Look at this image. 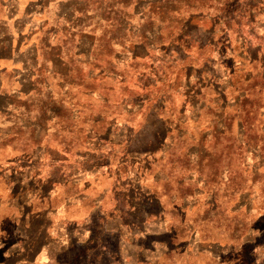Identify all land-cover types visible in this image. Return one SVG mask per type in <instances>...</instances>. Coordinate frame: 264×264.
Returning <instances> with one entry per match:
<instances>
[{
    "label": "rangeland",
    "instance_id": "1",
    "mask_svg": "<svg viewBox=\"0 0 264 264\" xmlns=\"http://www.w3.org/2000/svg\"><path fill=\"white\" fill-rule=\"evenodd\" d=\"M15 1L17 5L11 1L10 6L13 4L20 15L28 5L36 2ZM207 1L211 14L202 15L208 19L217 17L216 10L221 9L223 4L226 7L232 4L228 3L229 0ZM45 19L44 14L37 22L29 20L24 31L29 26L39 27L41 20ZM195 28L196 25H187L186 29L194 42L203 44L208 38L206 33L211 29L204 32ZM13 37L18 38L17 35ZM176 38L180 39L179 36ZM176 38L174 42L162 44L165 51L161 57L153 52L146 59L128 61L122 66L120 73L124 78L123 85L120 86L116 81L105 82L111 88L114 102L129 104L130 108L135 103L149 104L148 98L154 96L152 91L155 89L151 86L159 87L161 84V73L158 76L157 72L162 70L160 60L173 64V60L178 62L187 54L197 56L194 49L187 51L185 46L180 47L181 43H177ZM218 41L223 45L230 43L233 51L227 52L221 63L228 69L239 64L242 40H237L236 32L232 31L228 36L221 35ZM34 42V37L24 39L21 42L22 53L15 56L13 63L7 65L0 62V69L8 72L0 76L5 92L11 90L12 95L17 91L19 79L27 72L23 69V57ZM188 42L185 40L184 43ZM16 44L14 42L13 46ZM261 47L256 64L259 69L264 62V45ZM214 57L219 58L217 54ZM218 67L205 66L199 75L204 77L206 73L209 77L212 69H218L222 76L225 75L223 67ZM242 69L246 72L250 67L245 65ZM13 70L21 73L12 75L10 71ZM234 77L244 79L241 74ZM173 78L169 77L166 81H172ZM168 93L170 98L165 92L161 94L163 98L160 97L151 105L147 113L149 116H143V112L127 115L123 107L107 110L106 123H111L114 118L118 127L111 135L110 127L107 128L106 141H98L99 147L84 145L94 144L96 138L86 142L84 136L75 129L71 134L75 146L63 150L61 148L57 165H50L48 158H43L44 150L39 155L0 147V264H31L30 261L34 259L38 264H264V190L262 193L260 191V184L264 182V167L255 173L251 156L242 159V162L236 155L232 161L230 177H221L212 182L210 176L217 168L211 169L212 165H206L207 157L199 151L196 157L203 165V178L200 179L198 166H195L193 175L196 190L193 191V199H166L160 195L161 183L156 186L152 182L155 173L161 171L159 163H162L159 161L162 152L157 150L156 138L162 143L165 138L166 142L177 144L174 140L176 133L166 136L167 127L162 125V121L171 115L175 109H172L173 106L178 107L181 98L171 89ZM214 93L213 89L206 91L204 102L211 103ZM166 97L167 102H162ZM242 105L264 111V96L260 99L250 98L246 103L242 102ZM161 108L164 111L156 116L157 110ZM233 110L239 109L232 107L229 113ZM211 117L212 114L203 111L195 121L189 113L186 126L188 131L184 135L187 138H181L186 145L196 144L202 133L211 129ZM2 118L4 120L6 117ZM258 118L251 122L256 131L264 125V118ZM236 119H233L232 124L234 132ZM7 123L10 124V121ZM123 123L126 126L121 127ZM2 132L0 119V137ZM211 138H208L204 151L219 156L215 159L216 165L224 167V157L219 154L228 139H219L217 142ZM107 141L112 144L126 141L121 146L125 150L112 147ZM81 142L83 147L78 146ZM213 143L216 150L212 148ZM83 163L88 168L80 174ZM122 165L127 172L121 176L119 169L123 168ZM208 173H211L210 176ZM160 174L165 176L167 173ZM137 175L140 177L138 182ZM70 177L74 178L71 180ZM227 179L231 182H225ZM197 180H201V183H197ZM235 186L243 187L248 197L239 199V193L232 192ZM174 187L170 189L171 193H174ZM186 204L189 205L185 207ZM208 208L214 210L210 213ZM156 212L160 216L153 218ZM147 219L150 221L146 222ZM20 222L21 228L18 226ZM56 223H59V228L55 231L53 228ZM179 234L183 237L179 238ZM200 242H211L214 245L204 248L199 246ZM49 253L56 256L55 260L49 261Z\"/></svg>",
    "mask_w": 264,
    "mask_h": 264
},
{
    "label": "trees",
    "instance_id": "2",
    "mask_svg": "<svg viewBox=\"0 0 264 264\" xmlns=\"http://www.w3.org/2000/svg\"><path fill=\"white\" fill-rule=\"evenodd\" d=\"M11 1L17 5L15 0H0V62L7 65L13 63L15 56L22 53L21 42L24 39L34 37L35 42L23 57V69L27 72L19 79L17 91L11 95V90L5 92L0 83V119L3 127L0 147L39 155L44 150L43 158H48L50 165H57L61 148L63 150L75 146L71 137L75 129L84 136L86 142H92L96 138L94 144L84 145L99 147L98 141L105 139L107 128L110 127L111 135L118 127L114 118L111 123H106L107 110L123 107L127 115L138 112H143V116L148 115L151 105L160 97L163 98L161 94L166 92L169 96L168 90L171 89L181 101L178 107H172L175 109L162 121V125L167 127L166 136L176 133L174 140L177 144L172 145L165 138L162 143L156 138L157 150L162 152L159 160L162 163H159L161 171L155 173L152 181L156 186L161 183L162 197L194 198L195 166H198V176L203 178V165L196 157L199 151L206 155V165H212L211 169L217 168L213 175L207 174L212 182L221 177H230L233 171L232 161L236 155L241 160L251 156L255 173L264 167V125L261 130L256 131L251 123L258 117L262 120L264 111L242 105V102L246 103L250 98L260 99L264 96V62L261 69L256 67L261 46L264 45V0H229L228 3L232 4L228 7L223 4L221 9L216 10L217 17L214 19L202 15L211 14L207 0H36L21 15L13 4L10 6ZM7 3L9 7H6ZM35 14L38 16L34 17ZM44 14L46 19L41 20L39 27L29 26L24 31L26 22H37ZM187 25H196L195 29L204 32L211 29L206 33V42H194L186 29ZM232 31L236 32L238 41L242 40V51L239 55L240 63L228 69L221 61L226 58L227 52H233L231 44L223 45L218 37L228 36ZM14 35L18 38L15 39ZM175 38L177 43H181L180 47L185 46L187 51L194 49L197 56L191 57L187 54L178 62L173 60V64L164 59L160 60L162 70L157 72L158 76L161 73L159 80L162 85L151 86L155 89L152 91L154 96L148 98L149 104L135 103L130 108L129 104L114 102L111 88L105 82L116 81L120 86L123 85L124 78L120 73L122 66L128 61L146 59L153 52L161 57L165 51L162 44ZM185 40L189 42L186 44ZM14 42H17L15 47ZM216 54L218 59L214 57ZM212 65L223 67L225 75L222 76L218 69H212L209 77L206 73L204 77L199 75L205 66ZM245 65L250 67L249 71H243L242 67ZM6 73V69H0V76ZM10 73L17 75L21 72L13 70ZM236 74H241L244 79H236ZM172 76V81H166ZM211 89L215 90L214 98L211 103H205L204 94ZM162 102H167V97ZM232 107L239 110H233L234 114L229 113ZM161 111L164 110H157L156 116ZM188 111L191 119L195 121L203 111L212 114L211 129H206L194 145H186L183 141L187 138L184 135L188 131ZM3 116L6 117L4 120ZM236 117L237 126L234 132L232 124ZM123 126L126 124L123 123L121 127ZM210 136L211 140L217 142L219 139H228L219 154L224 157V167L216 165L215 159L219 156L211 151H204ZM107 143L125 150L121 146L126 141ZM84 145L82 142L78 144L79 147ZM214 146L213 143V149ZM81 167L80 174H83L88 167L86 163ZM121 167L119 170L122 176L127 170L123 165ZM162 172L167 174L164 176L160 174ZM137 176L138 182L140 177ZM73 178L70 177L71 180ZM225 182L231 181L227 179ZM197 183H201V180H197ZM172 186H175L174 193L170 191ZM244 190L241 186H235L232 192L239 193V199H242L248 197ZM262 190L264 182L260 184L261 193ZM213 210L207 209L210 213ZM157 216L160 213H154L153 218ZM23 220L25 224L26 221ZM58 224L53 228L55 231L59 228ZM18 226L21 228L22 223H18ZM145 230L150 232L147 227ZM177 236L183 237L181 234ZM213 245L211 242L199 243L204 248ZM55 257L49 253V261L55 260ZM37 262L35 259L30 261L31 264H38Z\"/></svg>",
    "mask_w": 264,
    "mask_h": 264
}]
</instances>
